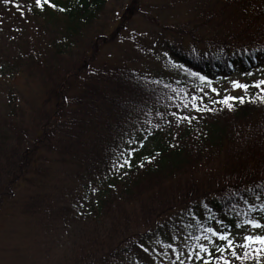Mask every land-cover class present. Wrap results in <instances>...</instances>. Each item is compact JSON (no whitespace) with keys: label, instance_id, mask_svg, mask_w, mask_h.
Returning <instances> with one entry per match:
<instances>
[{"label":"trees","instance_id":"obj_1","mask_svg":"<svg viewBox=\"0 0 264 264\" xmlns=\"http://www.w3.org/2000/svg\"><path fill=\"white\" fill-rule=\"evenodd\" d=\"M107 1L29 4V19L57 33L47 54L28 44L7 62L12 77L26 66L42 83H35L30 98L9 91L0 109V204L41 174L47 161L68 166V204L100 235L97 264L139 263L149 244L169 231L183 229L190 239L211 227L229 236L231 230L245 231V221L264 219V92L249 85L238 95L244 102L232 101L231 110L202 109L182 104L180 83L125 67L103 68L81 83L78 74L95 53L94 42L79 50L83 64L57 67L62 54L78 51L74 40L86 38ZM203 6L194 29L174 36L193 40L200 29L227 22L232 31L204 38L213 48L184 49L178 41L162 40L160 49L203 81L262 68L264 0H206ZM253 200L257 209L250 211ZM133 218L140 220L138 233ZM223 246L217 239L208 247L211 256L201 253L188 264H218L215 248Z\"/></svg>","mask_w":264,"mask_h":264},{"label":"rangeland","instance_id":"obj_2","mask_svg":"<svg viewBox=\"0 0 264 264\" xmlns=\"http://www.w3.org/2000/svg\"><path fill=\"white\" fill-rule=\"evenodd\" d=\"M205 1L108 0L97 23L86 29V38L82 36L74 40L78 51L74 47L70 53L62 54L57 67L83 64L85 57L78 52L94 42L96 47L95 53H91V64L88 63L89 54L83 65L86 71L82 69L78 74L81 83L86 82L88 75L101 73L103 68L106 71L125 67L144 73L147 77L180 83L184 86L181 89L183 93H178L184 99L182 104L192 106V98L196 97V107L202 109L214 105L218 107L221 105L218 102L224 96H238L245 91L233 89L232 81L254 86V91L264 92V85L255 86L264 80V66L250 73L201 81L199 77L189 74L169 53L160 49L162 40L169 43L178 41L184 49L192 44L199 50L213 48V44L207 43L204 38H222L232 31V23L227 22L220 26L216 23L212 30L200 29L193 34V40L182 35L174 36L176 30L194 29L195 24L199 23L198 17ZM29 4L34 5L35 0H11L7 5L0 0V109L4 107L9 91L30 98L34 95L35 83H42L40 76L34 70L29 71L26 66L12 77L8 69L9 59L18 56L28 44L39 45L42 54H47L45 47L57 33L55 28L47 30L41 21L29 19ZM15 5H19V9ZM98 35L103 36L105 42H98ZM55 157L47 156L48 160ZM42 166L39 171L41 174L31 177L29 184H19L13 194L0 204V264H97L99 259L94 258L101 254L96 252L100 235L84 215L73 211L68 204L69 197L66 196L72 193L73 187V184L68 183V166L62 167L54 160ZM256 209L257 202L253 200L249 210ZM132 220L133 233L140 232V220ZM255 221L264 225L261 217ZM245 225L243 232L231 230L229 238L234 241V245L220 256L223 255L229 264H245L244 260L248 264H264V252L256 253L257 248L264 246L253 244L248 248L243 247L245 236H264V227ZM199 236H208L212 243L203 238L196 240V236L189 239L183 229L166 232L149 244L146 253L141 256L143 259L136 264H179L177 256L184 264L195 262L197 259H187V254L198 251L196 245L204 244L208 248L217 241L207 231ZM169 245L176 248L177 252L173 253ZM232 252L239 259L232 256ZM153 253L157 256L154 257ZM217 261L223 264L222 260Z\"/></svg>","mask_w":264,"mask_h":264},{"label":"snow or ice","instance_id":"obj_3","mask_svg":"<svg viewBox=\"0 0 264 264\" xmlns=\"http://www.w3.org/2000/svg\"><path fill=\"white\" fill-rule=\"evenodd\" d=\"M11 2V0H3V3L5 5L9 4ZM43 5H49V6H53L50 4V0H35V6L37 8H41L43 7ZM18 9H19V5H15ZM200 79L203 81L204 77H200ZM232 86L233 89H242V90H247L249 85L245 84V83H239L237 81H232ZM261 85H264V80H261L257 85H255L256 87H260ZM213 91H215V89H213ZM193 103H192V107L196 108V103L195 101L197 100L196 97L192 98ZM232 101H239L240 103L244 102V98L242 96H224L223 99H221L218 103H220L221 105L226 106L229 110L232 109L233 105H232ZM185 107H187V105H185ZM178 119H187V117H178ZM125 163H127V161H125ZM262 209H264V206H262ZM245 223L249 224L251 227L253 228H261L264 227V225H261L260 223H258L255 220H250V221H245ZM236 227H240L239 224L236 225ZM207 233H209L211 236L216 237L218 240L223 241L224 242V246L223 247H216L215 251L219 252L221 254H223V252L225 251V249H231V247L234 245V241L232 239L229 238L228 234L226 232H222L220 230H213V228L209 227L206 229ZM201 238H203L204 240H207L209 243H212L211 240L208 239V236H196L195 239L196 240H200ZM244 248H248L250 245L253 244H259L264 246V236H245L244 237ZM168 247L172 248L173 253L177 252V249L172 247V245H169ZM196 247L198 248V251H196L194 254L190 251L187 254V259H201V253H205L209 256H211V253L209 252L208 248L205 247L204 244H199L196 245ZM261 252H264V247L261 248H257L256 249V253L259 254ZM165 255H167V253H165ZM232 256L237 257V254L235 252H232ZM239 259V257H237ZM217 259H220L223 261V264H229L227 259H224L223 255H221L220 257H218ZM177 261L179 262V264H184V261L181 260L179 258V256H177ZM203 264H209V260L205 259L203 260Z\"/></svg>","mask_w":264,"mask_h":264}]
</instances>
